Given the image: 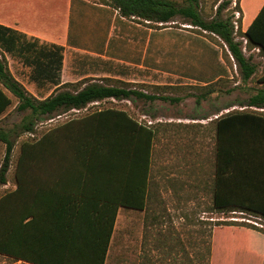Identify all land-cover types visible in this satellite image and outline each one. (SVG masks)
Listing matches in <instances>:
<instances>
[{
    "label": "trees",
    "instance_id": "16d2710c",
    "mask_svg": "<svg viewBox=\"0 0 264 264\" xmlns=\"http://www.w3.org/2000/svg\"><path fill=\"white\" fill-rule=\"evenodd\" d=\"M103 1L120 18L162 25L180 18L182 24L218 39L235 62L242 81L258 73L257 65L244 56L242 41L236 38L245 39L246 48L258 49L264 58V5L242 32L240 18L235 31L232 17L222 16L229 1L218 4L209 19L203 16L200 0ZM81 4L96 10L84 1ZM233 11H240L239 0ZM70 28L71 22L67 44L81 48L70 43ZM2 51L30 68L34 84L50 85L54 91L41 100L31 96L10 73ZM62 52L61 46L41 44L0 25V143L5 146L0 187L7 184L16 139L21 134H34L38 123L108 99L172 105L182 101L146 93L135 84L111 78L61 84ZM257 81L264 84V66ZM5 92L17 100L16 112L26 113L14 128L3 124V115L11 106ZM203 97L199 96L196 103ZM246 106L263 109L264 88ZM215 124L211 209L264 218V113L229 111L217 117ZM154 139L152 126L124 110L108 108L67 120L23 141L14 172L16 187L0 197V256L12 264H105L118 209H145ZM214 226L236 225L216 222ZM241 230L256 239L248 247L261 260L257 264H264V235L251 228ZM210 238L212 233L205 248L206 264H210L212 255ZM188 263L194 262L190 259Z\"/></svg>",
    "mask_w": 264,
    "mask_h": 264
},
{
    "label": "rangeland",
    "instance_id": "374dc122",
    "mask_svg": "<svg viewBox=\"0 0 264 264\" xmlns=\"http://www.w3.org/2000/svg\"><path fill=\"white\" fill-rule=\"evenodd\" d=\"M81 1L91 5L96 10L83 6ZM181 2L182 0H174ZM222 1L230 4L222 11L223 17L231 16L237 0H200L203 16L209 19L215 15L216 7ZM103 0L74 1L77 13H72L70 28V43H76L82 49L103 53L108 45L107 55L114 59L111 74L124 76L129 64H142V68H131L130 79L142 83L135 84L137 89L146 93H161L171 97L182 98L179 104L155 101H116L103 100L89 104L81 110H71L50 120L38 123L34 134H21L15 141L10 157V167L7 173V184L0 187V197L15 189V166L19 154L20 144L30 141L41 133L74 118L83 117L95 111L115 108L126 111L137 121L148 125L147 116H188L202 119L209 115L219 116L229 111H257L263 109L247 107L249 99L258 90L264 88L257 78L263 69V59L259 51L248 50L242 41V52L246 58L257 65L258 73L248 81H242L235 62L227 54L226 48L221 46L218 39L209 36L196 28L182 24L180 18L168 24H149L144 21L125 19L117 16V12L107 8ZM7 11L6 9L0 10ZM239 18L241 19V12ZM117 16V17H116ZM79 23V24H78ZM164 26V27H162ZM108 38V41H107ZM236 40H241L237 37ZM107 41V43H106ZM244 48V49H243ZM80 53L69 50L65 55L62 74L65 82L76 83L85 71L97 65V61L82 57ZM7 67L16 81L36 99H44L55 89L50 85L38 87L30 78V69L23 66L20 61L5 56ZM101 80L89 77L85 81ZM128 83V82H127ZM11 100V106L3 115L4 126L14 128L20 124L26 113L16 112L17 100L5 92ZM199 96H204L196 103ZM201 126V125H199ZM186 144L192 143V164L184 165L181 158L184 155L174 153L169 161L178 163L173 168L178 180L186 173L190 179L193 191L190 196L179 194L177 196L163 197V205H169L171 211L163 210L159 222L151 226L146 218L144 226L142 216L137 213H124L120 211L115 222L113 241L107 258V264H123L118 260L122 252H131L134 255L128 264H138L139 247L142 248L141 261L146 252L151 260L147 264H206L205 248L212 233V255L210 264H257L259 258L252 254L251 242H256L251 234L241 230L251 228L264 235V230L253 223H258L259 216L239 211L217 212L212 208V189L214 174L215 132L195 127L193 137ZM183 142L180 136L174 139ZM159 143V142H158ZM160 143L155 147L154 153L159 150ZM4 144L0 143V165L4 155ZM182 150V149H181ZM189 151V149H188ZM161 161H164V158ZM153 155L152 170L160 160ZM157 167V166H156ZM165 173H170L166 170ZM165 176V175H164ZM163 176V178H164ZM167 176V175H166ZM189 184V182H188ZM173 208V209H172ZM262 218V217H261ZM216 222H228L236 226H214ZM143 239L140 244V230ZM230 229V230H227ZM239 229V230H236ZM127 232L129 236L127 237ZM145 240V241H144ZM145 244V245H144ZM128 247V248H127ZM146 250V252H145ZM154 253V254H152ZM128 257V255H126ZM0 264L12 262L0 256Z\"/></svg>",
    "mask_w": 264,
    "mask_h": 264
},
{
    "label": "crops",
    "instance_id": "0c3cea01",
    "mask_svg": "<svg viewBox=\"0 0 264 264\" xmlns=\"http://www.w3.org/2000/svg\"><path fill=\"white\" fill-rule=\"evenodd\" d=\"M74 1L79 0H0V10L6 9L7 11L0 12V25L9 27L21 34H24L28 39H35L41 44H55L61 46L63 48L62 56V67L60 72V82L61 84L70 83L65 82V77L62 74L65 55L71 50L74 53H80L82 57L87 56L89 60L97 61V65L92 67L90 70L85 71L82 76L79 77L80 81L89 77L103 79V78H111L118 79L123 82L128 83H142L135 79H130L131 68L137 67L138 69L142 68V64H129L125 70L124 76H114L111 74L112 66L114 64V59L107 55L108 45H105L103 53H97L94 51H88L78 47H71L67 44V35L69 31V25L72 18V13L76 12L74 8ZM264 5V0H239V7L241 12V30L245 32L248 26L252 23L255 17L258 15L260 10ZM256 7V8H255ZM77 17V13H75ZM78 19V17H77ZM108 41V38H107ZM106 41V43H107ZM254 51H259L258 49H254ZM3 52V51H2ZM4 56H9L11 58H15L20 61L19 58L9 55L3 52ZM80 55V56H81ZM264 65V58L261 57ZM21 62V61H20ZM22 64V62H21ZM23 65V64H22ZM25 66V65H23ZM27 67V66H25ZM30 69L29 67H27ZM30 78V74H29ZM209 115L205 118L198 120L197 118H191L188 116H155L150 115L147 116L149 119L147 120L148 126H152L155 132V139L152 149V158L155 154L158 159L164 158V161L160 159L155 165L156 170H152V159H151V170H150V186L147 190V202L145 209L142 211H135L131 209L119 208L118 213L120 211L124 213H137L142 216L143 223L141 224V228L144 226V221L146 218L149 219V223L151 226H155L156 222H159L160 216L163 210L167 212L171 211V207L169 205H163L162 198L165 196H177L179 194H184L185 196H190L191 191H193L192 186L190 185V179L188 180L187 172L183 176H181V180L176 178L174 174L173 168L175 164L178 165L176 161L170 160L174 153L180 154L183 152V164H189L191 166L192 162V143L186 144L193 137V130L195 127H203V129L211 130L213 133L216 129L215 120L219 116ZM201 125V126H199ZM180 136L182 139L185 138L183 142H176L174 139ZM160 143L159 150L155 153V147ZM182 149V150H181ZM189 149V151H188ZM167 156L170 158L169 161ZM166 170H170V173H165ZM165 175V176H164ZM167 175V176H166ZM164 176V178H163ZM189 182V184H188ZM173 209V208H172ZM162 211V212H161ZM118 215V214H117ZM115 225L113 226V233L110 240V247L113 241ZM140 230V244L143 239V234L141 235ZM129 236V232H127V237ZM145 241V240H144ZM145 245V244H144ZM142 246V244H141ZM109 247V251H110ZM128 248V247H127ZM108 251V254H109ZM146 252V250H145ZM127 253V252H126ZM125 251L122 252V258L120 259L123 264H128L134 257L131 252L126 254ZM107 254V258H108ZM154 254V253H152ZM128 255V257L126 256ZM138 264L141 262L142 248L139 247V251L137 254ZM107 258L105 264H107ZM150 258V255L146 252L145 256L143 254V260Z\"/></svg>",
    "mask_w": 264,
    "mask_h": 264
},
{
    "label": "built area",
    "instance_id": "2783aa9c",
    "mask_svg": "<svg viewBox=\"0 0 264 264\" xmlns=\"http://www.w3.org/2000/svg\"><path fill=\"white\" fill-rule=\"evenodd\" d=\"M233 13L235 15V20L233 21V26H234V30L236 31L237 30V26H238L237 25V19H239V12L238 11H235ZM241 41H243V43L246 44V40L245 39H242L241 38ZM240 213L245 214L244 212H240ZM249 216L254 217L252 215H249ZM256 219L258 220V223H253V225H255L256 227H258L259 229H263L264 230V218L257 217Z\"/></svg>",
    "mask_w": 264,
    "mask_h": 264
}]
</instances>
